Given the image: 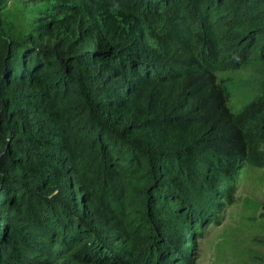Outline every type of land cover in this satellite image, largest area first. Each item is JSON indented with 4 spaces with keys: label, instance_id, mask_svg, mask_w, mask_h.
<instances>
[{
    "label": "trees",
    "instance_id": "1",
    "mask_svg": "<svg viewBox=\"0 0 264 264\" xmlns=\"http://www.w3.org/2000/svg\"><path fill=\"white\" fill-rule=\"evenodd\" d=\"M49 1L52 45L0 37V264H174L249 159L217 72L260 64L264 0Z\"/></svg>",
    "mask_w": 264,
    "mask_h": 264
},
{
    "label": "rangeland",
    "instance_id": "2",
    "mask_svg": "<svg viewBox=\"0 0 264 264\" xmlns=\"http://www.w3.org/2000/svg\"><path fill=\"white\" fill-rule=\"evenodd\" d=\"M54 13L49 0L4 1L0 8L2 43L33 38L37 44L52 45L57 37L55 30L49 31L50 26L40 28L37 38L31 32L34 26L57 24ZM251 57L252 53L230 48L218 61L225 67L228 60ZM217 74L228 90L231 109L247 132L249 159L236 169L230 193H226L229 199L223 198L222 192L214 199L217 206L206 209V217L194 220L197 241L192 242V236L187 242L190 231L179 227L171 231L175 240L167 243V251L175 257L174 264H264V55L257 66L225 68ZM257 87L263 90L255 93ZM152 256L147 248L141 249L143 264H161Z\"/></svg>",
    "mask_w": 264,
    "mask_h": 264
},
{
    "label": "bare ground",
    "instance_id": "3",
    "mask_svg": "<svg viewBox=\"0 0 264 264\" xmlns=\"http://www.w3.org/2000/svg\"><path fill=\"white\" fill-rule=\"evenodd\" d=\"M192 224V223H191ZM164 252V251H163Z\"/></svg>",
    "mask_w": 264,
    "mask_h": 264
}]
</instances>
